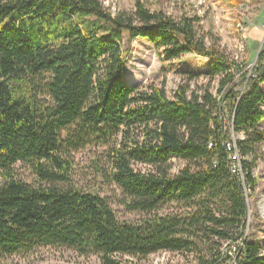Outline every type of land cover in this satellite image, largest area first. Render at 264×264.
Masks as SVG:
<instances>
[{"label": "trees", "instance_id": "16d2710c", "mask_svg": "<svg viewBox=\"0 0 264 264\" xmlns=\"http://www.w3.org/2000/svg\"><path fill=\"white\" fill-rule=\"evenodd\" d=\"M200 21L140 0L134 12L116 13L100 0H0V264L42 247L101 264L164 251L197 264H227L230 254L236 264H264V245L245 234L264 145V45L248 68L213 33H199ZM138 38L165 60L207 59L216 94L182 84L170 99L164 84L128 83ZM237 134L241 174L226 147ZM88 147L105 148L102 176L127 211L144 215L139 221L120 220L108 197L72 182L75 153ZM174 160L185 164L177 174ZM167 205L176 208L161 212Z\"/></svg>", "mask_w": 264, "mask_h": 264}, {"label": "rangeland", "instance_id": "374dc122", "mask_svg": "<svg viewBox=\"0 0 264 264\" xmlns=\"http://www.w3.org/2000/svg\"><path fill=\"white\" fill-rule=\"evenodd\" d=\"M104 7L113 13L119 10L134 12L139 0H100ZM145 7L155 11L163 10L174 17L185 14L201 19L199 33H213L221 50L239 61H246L248 68L256 64L258 53L264 39V0H140ZM212 40H208L210 45ZM127 47V45H126ZM252 47V49L248 48ZM255 62V63H254ZM209 69L208 60L196 55L187 54L173 60H165L162 50L156 49L147 39L138 38L131 43L127 53L125 80L140 88L149 85H165L167 95L174 98L175 91L182 84H187L192 91L202 93L207 88L216 94L218 80L204 75ZM188 72L201 73L197 79L189 81ZM264 89V85H262ZM264 109V105H263ZM264 129V121L261 123ZM237 134L234 138H242ZM103 147H88L75 153L72 182L89 191L98 192L108 197L110 204L122 221H139L141 213L129 212L119 202L121 197L118 188L102 176L103 168L108 167L102 153ZM260 157L253 170L257 186L253 196L247 190L248 220L245 234L250 241L264 245V145L259 150ZM249 161L252 157L248 158ZM173 173L177 174L185 165L181 160L173 161ZM99 167V172L96 167ZM137 170L147 171V166L137 164ZM21 178L31 181V172L25 166H18ZM110 171V170H106ZM0 176V186L3 184ZM176 206L167 205L161 212H169ZM130 264H197L193 255L177 252H158L144 259L119 256ZM3 264H101L93 254L80 255L68 248L42 247L29 255H14L2 261ZM230 264V263H227Z\"/></svg>", "mask_w": 264, "mask_h": 264}, {"label": "built area", "instance_id": "2783aa9c", "mask_svg": "<svg viewBox=\"0 0 264 264\" xmlns=\"http://www.w3.org/2000/svg\"><path fill=\"white\" fill-rule=\"evenodd\" d=\"M264 45V39L262 42V46ZM226 147L228 149V151L230 152V158H231V170L233 173H240L241 174V165H239L238 163V156H237V152H233V150H231V143L230 141L226 143ZM235 250V249H234ZM231 260H230V264H236V260L234 258L233 254H230Z\"/></svg>", "mask_w": 264, "mask_h": 264}, {"label": "bare ground", "instance_id": "6f19581e", "mask_svg": "<svg viewBox=\"0 0 264 264\" xmlns=\"http://www.w3.org/2000/svg\"><path fill=\"white\" fill-rule=\"evenodd\" d=\"M230 143H231V150H233V152H237L238 163H239V165H241L240 164V155H239L238 149L236 147V141H235V138L234 137H233L232 140H230Z\"/></svg>", "mask_w": 264, "mask_h": 264}, {"label": "crops", "instance_id": "0c3cea01", "mask_svg": "<svg viewBox=\"0 0 264 264\" xmlns=\"http://www.w3.org/2000/svg\"><path fill=\"white\" fill-rule=\"evenodd\" d=\"M248 48H250V49H252V50H253V48H252V47H248Z\"/></svg>", "mask_w": 264, "mask_h": 264}, {"label": "water", "instance_id": "95a60500", "mask_svg": "<svg viewBox=\"0 0 264 264\" xmlns=\"http://www.w3.org/2000/svg\"><path fill=\"white\" fill-rule=\"evenodd\" d=\"M255 63V62H254ZM247 199V201H248V198H246Z\"/></svg>", "mask_w": 264, "mask_h": 264}]
</instances>
